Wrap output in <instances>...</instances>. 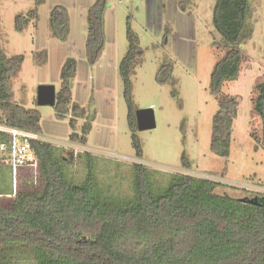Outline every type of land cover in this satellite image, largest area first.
I'll use <instances>...</instances> for the list:
<instances>
[{"label": "trees", "instance_id": "1", "mask_svg": "<svg viewBox=\"0 0 264 264\" xmlns=\"http://www.w3.org/2000/svg\"><path fill=\"white\" fill-rule=\"evenodd\" d=\"M43 2L35 0L28 16L23 19L17 15L15 24L26 25L35 19L36 8ZM251 2L215 0L212 11V25L220 36L222 55L211 72L218 107L212 116L209 145L215 155L223 158L230 153L238 98L222 92L221 87L238 77L244 61L241 46L253 31L249 25ZM104 7L105 0H95L87 11L85 54L91 64L99 58L104 44ZM49 27L53 37L66 38L68 14L63 6L52 8ZM126 39L128 48L119 62L118 74L131 145L135 156L142 158L131 76L143 48L129 22ZM45 54L44 50L37 53L39 62L44 61ZM23 60V54L6 56L0 45V125L39 135V110L17 103L12 90V78ZM75 72L76 61L68 58L60 69V86L52 105L59 118L71 112L68 121L73 130L76 119L86 115L76 103L69 107V83ZM171 72L170 63L162 64L156 75L158 82L170 77ZM252 91V113L260 119L264 145V79L256 80ZM94 117L95 111L87 114L81 136L72 131L70 141L85 144ZM6 138L0 132V141ZM254 141L258 147V140ZM29 142L36 167L17 170L20 180L14 194L11 179L7 191L0 186V264H25L24 253L33 264H264V194L250 198L219 195L214 192L219 184L211 179L162 172L133 162V193L115 199L99 193L94 154H79L86 170L79 182L68 171V160L60 155V146L40 138ZM180 161L183 168H191L184 151ZM0 167L1 171L4 166L0 163ZM164 176L168 177L166 189L160 191Z\"/></svg>", "mask_w": 264, "mask_h": 264}, {"label": "rangeland", "instance_id": "2", "mask_svg": "<svg viewBox=\"0 0 264 264\" xmlns=\"http://www.w3.org/2000/svg\"><path fill=\"white\" fill-rule=\"evenodd\" d=\"M35 0H0V45L6 56L23 54L24 60L12 78L14 99L25 108L40 112L41 140L60 146L68 160V171L79 182L85 177L79 154L89 151L96 159V175L102 196H131L130 165L142 162L164 172L188 173L219 184L214 192L235 198L264 194V145L261 123L252 113L253 85L264 79V0H252L249 25L251 37L242 44L244 61L236 79L227 81L221 91L238 98L233 121L230 153L223 158L210 149L211 122L217 99L211 85V72L221 57L220 36L212 25L215 0H105L104 44L99 58L91 64L85 54L87 11L95 0H44L37 16L26 25H16L35 7ZM63 6L68 14V34L64 40L52 36L49 14ZM127 22L139 39L143 54L131 76L132 98L138 109L152 108L155 127L139 130L142 158L135 156L127 126V107L122 93L118 65L128 41ZM217 44V47L216 45ZM219 44V45H218ZM45 51L43 62L36 55ZM73 58L76 72L70 79L71 101L84 108L85 116L69 125L56 116L52 105H39L40 85L60 86V69ZM172 65L170 77L158 82L160 66ZM95 111L86 143L72 142V131L81 136L87 114ZM257 139L255 146L254 138ZM185 152L191 168L180 161ZM27 168V167H26ZM19 170V169H18ZM25 170V169H21ZM12 173L0 171V186L8 190ZM19 175V174H17ZM16 175V184L19 176ZM159 178V176H158ZM166 176L159 184L166 189ZM160 181V180H158ZM25 264L31 263L24 253Z\"/></svg>", "mask_w": 264, "mask_h": 264}, {"label": "built area", "instance_id": "3", "mask_svg": "<svg viewBox=\"0 0 264 264\" xmlns=\"http://www.w3.org/2000/svg\"><path fill=\"white\" fill-rule=\"evenodd\" d=\"M0 132L7 136L5 140L0 141V163L12 173V194H14L17 170L24 166L36 167L35 154L29 140L38 137L28 131L3 125H0ZM2 196L3 194H0V197Z\"/></svg>", "mask_w": 264, "mask_h": 264}, {"label": "water", "instance_id": "4", "mask_svg": "<svg viewBox=\"0 0 264 264\" xmlns=\"http://www.w3.org/2000/svg\"><path fill=\"white\" fill-rule=\"evenodd\" d=\"M37 101L39 105H53L55 102L54 86L40 85L37 92ZM135 115L138 131L155 127L154 111L152 108L137 109Z\"/></svg>", "mask_w": 264, "mask_h": 264}, {"label": "clouds", "instance_id": "5", "mask_svg": "<svg viewBox=\"0 0 264 264\" xmlns=\"http://www.w3.org/2000/svg\"><path fill=\"white\" fill-rule=\"evenodd\" d=\"M37 137H38V135H37ZM39 138V137H38Z\"/></svg>", "mask_w": 264, "mask_h": 264}]
</instances>
